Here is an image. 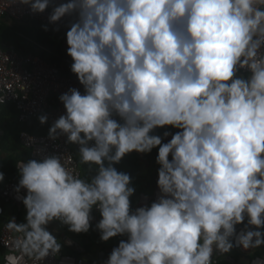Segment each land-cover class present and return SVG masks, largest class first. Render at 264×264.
<instances>
[{
	"label": "clouds",
	"instance_id": "clouds-1",
	"mask_svg": "<svg viewBox=\"0 0 264 264\" xmlns=\"http://www.w3.org/2000/svg\"><path fill=\"white\" fill-rule=\"evenodd\" d=\"M65 16L76 17L67 55L84 92L59 96L48 137L96 170L82 179L58 155L16 164L26 216L6 228L23 234L17 247L34 261L58 255L47 225L87 233L93 209L101 241L126 237L104 264H213L214 252L264 246V0H68L49 22ZM165 127L178 131L153 134ZM153 149L159 194L133 210L131 177L114 165Z\"/></svg>",
	"mask_w": 264,
	"mask_h": 264
},
{
	"label": "built area",
	"instance_id": "built-area-1",
	"mask_svg": "<svg viewBox=\"0 0 264 264\" xmlns=\"http://www.w3.org/2000/svg\"><path fill=\"white\" fill-rule=\"evenodd\" d=\"M68 0H50V6L43 13L33 14L27 5H22L18 0H0V21L13 25H24L32 21L41 22L52 34L62 36V50L67 54L66 32L69 30L70 22L75 20V16H65L56 23L49 22V16L53 7L60 3H67ZM47 50L45 46L40 45ZM71 57L61 56L59 60L50 62L39 55L32 53L21 54L17 49L5 42L0 43V105L10 104L16 110L17 120L26 122L34 118L39 122L38 117L47 115L45 124L46 131L42 133H30L21 129L18 139L22 148L28 152V158L21 160L27 162L30 159L40 160L43 156H61L62 163L66 168L78 174L82 178V169L78 160V146L66 143V137L60 136L56 140L48 137V129L54 120L65 113V108L59 100V96L69 88H77L83 94L84 88L79 83L75 74L71 72ZM240 75L247 76L245 70H241ZM118 119V117H116ZM170 133H175L173 129H168ZM3 128L0 126V137ZM171 135L162 140L168 142ZM39 150V154H37ZM171 159V156H170ZM153 174L152 189L150 191H139L137 200L132 206L133 210L153 202L158 194L157 169ZM17 168V167H16ZM19 179L7 180L0 184V264H104L110 252L124 236L114 237L116 242L112 245H100L87 252V249L80 242L69 236L63 237V244L73 252L61 249L56 256H48L44 261H34L33 257L23 253L17 247V240L23 238L22 233L10 231L6 225L11 218H15L18 223V213L25 207L23 203L16 199L15 188ZM26 190L21 189L20 195H25ZM94 217L92 224H96L101 216L93 209ZM245 220V224H246ZM254 228V226H251ZM244 228V224L236 226L237 233ZM71 241V244L65 243ZM103 255L100 257V253ZM213 264H264V246L251 248L248 250L234 246L227 253L214 252Z\"/></svg>",
	"mask_w": 264,
	"mask_h": 264
},
{
	"label": "trees",
	"instance_id": "trees-1",
	"mask_svg": "<svg viewBox=\"0 0 264 264\" xmlns=\"http://www.w3.org/2000/svg\"><path fill=\"white\" fill-rule=\"evenodd\" d=\"M45 25L38 21H32L24 25H9L7 22L0 21V43L5 42L13 45L17 51L21 54L32 53L39 55L42 58L54 62L59 60L61 56L67 55L62 50V36L58 33L52 34L45 30ZM40 45L45 46L47 50L43 49ZM16 110L14 106L10 104L0 105V126L3 128V134L0 137V152H5L6 155L0 160V172L4 173V180L0 184L7 180L19 179L16 163L19 159L28 158V152L22 148V145L18 139V133L21 129L27 130L30 133H42L46 131V127H43L36 119L30 118L26 122H20L16 117ZM173 129L170 127L158 128L153 134L163 136L164 131ZM175 132L177 129H173ZM24 150V155L21 151ZM158 149H153L151 153L145 154L151 160L155 161ZM153 154V155H151ZM152 156V157H151ZM140 157V153L132 152L126 155L119 164L114 165L118 171L128 173L133 179L132 169L135 167V160ZM81 169L82 179H90L95 174L96 166L82 164L78 157ZM156 163V162H155ZM139 191H135L134 195L130 197L131 206L137 200ZM18 224L22 223V214L18 213ZM83 236L88 241L80 238V243L84 245L87 252H91V242L101 241L100 232L95 229V224L87 233H83ZM63 250L73 252L69 247L63 243ZM74 253V252H73Z\"/></svg>",
	"mask_w": 264,
	"mask_h": 264
},
{
	"label": "rangeland",
	"instance_id": "rangeland-1",
	"mask_svg": "<svg viewBox=\"0 0 264 264\" xmlns=\"http://www.w3.org/2000/svg\"><path fill=\"white\" fill-rule=\"evenodd\" d=\"M9 25H13L9 23ZM24 150L21 151V153L24 155ZM6 155L5 152H0V160L4 158ZM153 155V154H151ZM152 157V156H151ZM156 169V163L152 159H150L147 155L145 154H140V157H138L135 160V167L132 169L133 171V179H132V184L135 188V191H150L152 189V182H153V174ZM22 214V223L25 222V216H26V209L24 208L21 211ZM47 229L57 237V239L63 243V237L64 236H69L73 238L75 241L80 242V238L84 239L85 241H88L85 237L83 236V233L77 234V233H72L68 231V227L64 224H62L60 221H53L50 224L47 225ZM114 242H116L115 238H110L107 242L103 241H95L93 240L91 242L92 248L98 247L100 245H112ZM91 248V249H92Z\"/></svg>",
	"mask_w": 264,
	"mask_h": 264
},
{
	"label": "water",
	"instance_id": "water-1",
	"mask_svg": "<svg viewBox=\"0 0 264 264\" xmlns=\"http://www.w3.org/2000/svg\"><path fill=\"white\" fill-rule=\"evenodd\" d=\"M177 131H178V129H177ZM102 255H103V252L100 253V257H101Z\"/></svg>",
	"mask_w": 264,
	"mask_h": 264
},
{
	"label": "crops",
	"instance_id": "crops-1",
	"mask_svg": "<svg viewBox=\"0 0 264 264\" xmlns=\"http://www.w3.org/2000/svg\"><path fill=\"white\" fill-rule=\"evenodd\" d=\"M157 166H159V165L156 164V167H157ZM95 248H96V247L92 248L91 250H93V249H95Z\"/></svg>",
	"mask_w": 264,
	"mask_h": 264
}]
</instances>
